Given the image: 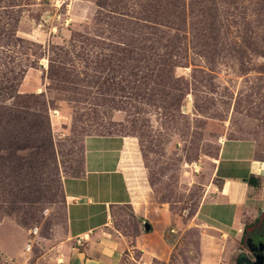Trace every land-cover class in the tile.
Segmentation results:
<instances>
[{
	"label": "rangeland",
	"instance_id": "obj_1",
	"mask_svg": "<svg viewBox=\"0 0 264 264\" xmlns=\"http://www.w3.org/2000/svg\"><path fill=\"white\" fill-rule=\"evenodd\" d=\"M88 134L126 137L134 206L175 243L150 264L248 257L193 218L223 139H253L264 161V0H0V247L14 252L0 264L82 248L62 180L82 172ZM132 211H116L127 237ZM263 228L250 218L241 244Z\"/></svg>",
	"mask_w": 264,
	"mask_h": 264
},
{
	"label": "crops",
	"instance_id": "obj_2",
	"mask_svg": "<svg viewBox=\"0 0 264 264\" xmlns=\"http://www.w3.org/2000/svg\"><path fill=\"white\" fill-rule=\"evenodd\" d=\"M125 146L123 135H86L82 172L62 180L67 235L70 240L80 238L79 244L82 243V248L75 246L67 254L70 264H120L133 257L135 251L139 253L138 264H150L167 262L173 254L175 243L166 233L167 223L157 233L154 229L144 230L145 214L136 210L122 169ZM256 151L257 145L250 138L221 141L213 166L214 184L208 191L214 196L203 197L193 218L202 234L214 233L229 240L226 249L230 252L241 246L246 249L241 242L250 218H257L264 225V161L257 158ZM249 177L258 184L250 185ZM121 207L133 210L135 233L129 237L115 228L116 211ZM0 251L14 254L2 247Z\"/></svg>",
	"mask_w": 264,
	"mask_h": 264
},
{
	"label": "flooded vegetation",
	"instance_id": "obj_3",
	"mask_svg": "<svg viewBox=\"0 0 264 264\" xmlns=\"http://www.w3.org/2000/svg\"><path fill=\"white\" fill-rule=\"evenodd\" d=\"M246 240L247 247H244L249 254L248 258L251 261L253 260L254 264H264V228L254 232ZM259 243L262 245L259 246Z\"/></svg>",
	"mask_w": 264,
	"mask_h": 264
},
{
	"label": "water",
	"instance_id": "obj_4",
	"mask_svg": "<svg viewBox=\"0 0 264 264\" xmlns=\"http://www.w3.org/2000/svg\"><path fill=\"white\" fill-rule=\"evenodd\" d=\"M144 230L148 231L150 229V225L148 222H145L144 225ZM262 244L259 243V246H261ZM236 264H254L253 260L251 261L246 254H240L237 257V261Z\"/></svg>",
	"mask_w": 264,
	"mask_h": 264
},
{
	"label": "trees",
	"instance_id": "obj_5",
	"mask_svg": "<svg viewBox=\"0 0 264 264\" xmlns=\"http://www.w3.org/2000/svg\"><path fill=\"white\" fill-rule=\"evenodd\" d=\"M248 182L250 185H253V186H256L258 184L257 180L254 177H249Z\"/></svg>",
	"mask_w": 264,
	"mask_h": 264
},
{
	"label": "built area",
	"instance_id": "obj_6",
	"mask_svg": "<svg viewBox=\"0 0 264 264\" xmlns=\"http://www.w3.org/2000/svg\"><path fill=\"white\" fill-rule=\"evenodd\" d=\"M80 240H81V239H80V238H78V239H77V242H78V243H80Z\"/></svg>",
	"mask_w": 264,
	"mask_h": 264
}]
</instances>
